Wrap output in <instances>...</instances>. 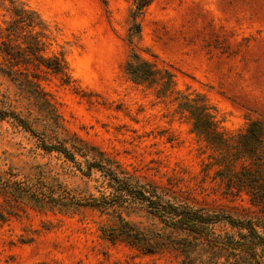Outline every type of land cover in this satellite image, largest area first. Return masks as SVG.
Masks as SVG:
<instances>
[{
	"label": "rangeland",
	"instance_id": "1",
	"mask_svg": "<svg viewBox=\"0 0 264 264\" xmlns=\"http://www.w3.org/2000/svg\"><path fill=\"white\" fill-rule=\"evenodd\" d=\"M19 1L46 26L42 55L66 64V76L40 65L28 69L37 72L68 132L195 205L239 214L254 210L244 193H226L222 161L177 102L180 96L202 95L225 136L252 121L264 123V0H151L132 43L127 29L133 0ZM6 3L0 0V31L10 18ZM131 50L171 73L167 90H159L160 81L131 79L124 70ZM0 94L34 121L35 129L45 124L35 122L41 115L33 100L6 77H0ZM8 168L18 178L42 170L68 187L93 190V181L73 175L55 154L37 149L28 132L3 120L0 169ZM112 219L90 208L64 212L24 203L17 216L0 222V264H175L173 253L142 254L102 239L100 227Z\"/></svg>",
	"mask_w": 264,
	"mask_h": 264
},
{
	"label": "trees",
	"instance_id": "2",
	"mask_svg": "<svg viewBox=\"0 0 264 264\" xmlns=\"http://www.w3.org/2000/svg\"><path fill=\"white\" fill-rule=\"evenodd\" d=\"M10 18L0 31V77L14 84L19 94L32 99L44 125L22 114L7 96L0 94V121L13 123L35 138L36 147L67 163L73 175L93 181V190L68 187L44 171L18 178L10 168L0 169V222L17 216L21 205L76 211L90 208L113 219L100 227L101 238L123 242L142 254L173 253L175 264H264V123L252 121L245 130L225 136L217 129L212 107L202 95L180 96L177 108L192 119V129L203 137L222 161L220 170L226 193H244L254 208L234 213L220 207L195 205L155 182L124 169L98 146L84 141L62 125L59 115L37 81L40 65L65 75L61 57H44L46 26L35 11L19 0H6ZM151 0H133L129 10L127 40L139 39L144 8ZM38 29V31H37ZM23 67L20 69V67ZM125 72L136 83L160 81V91L171 85V73L158 70L134 51L128 55ZM158 76V77H157ZM30 114V113H29ZM232 168L228 169V166ZM238 166L236 169L234 168Z\"/></svg>",
	"mask_w": 264,
	"mask_h": 264
}]
</instances>
